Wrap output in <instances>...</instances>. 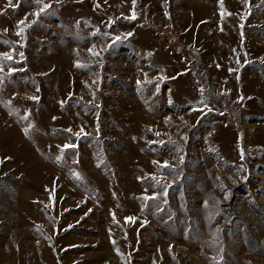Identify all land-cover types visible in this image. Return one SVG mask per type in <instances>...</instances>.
Masks as SVG:
<instances>
[{
  "label": "rangeland",
  "instance_id": "rangeland-1",
  "mask_svg": "<svg viewBox=\"0 0 264 264\" xmlns=\"http://www.w3.org/2000/svg\"><path fill=\"white\" fill-rule=\"evenodd\" d=\"M5 53L0 264H264V0H0Z\"/></svg>",
  "mask_w": 264,
  "mask_h": 264
},
{
  "label": "snow or ice",
  "instance_id": "snow-or-ice-1",
  "mask_svg": "<svg viewBox=\"0 0 264 264\" xmlns=\"http://www.w3.org/2000/svg\"><path fill=\"white\" fill-rule=\"evenodd\" d=\"M45 7H48V5H45ZM129 35H131V33H129ZM0 55H7L6 53L5 54H0ZM25 131L27 132V129H25ZM167 163V162H165Z\"/></svg>",
  "mask_w": 264,
  "mask_h": 264
}]
</instances>
